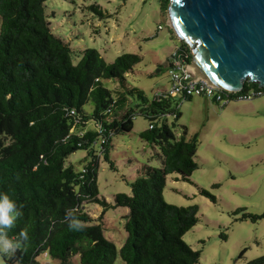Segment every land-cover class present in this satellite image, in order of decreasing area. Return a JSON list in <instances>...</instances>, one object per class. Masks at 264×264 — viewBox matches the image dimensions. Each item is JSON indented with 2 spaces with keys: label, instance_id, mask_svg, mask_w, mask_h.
<instances>
[{
  "label": "trees",
  "instance_id": "1",
  "mask_svg": "<svg viewBox=\"0 0 264 264\" xmlns=\"http://www.w3.org/2000/svg\"><path fill=\"white\" fill-rule=\"evenodd\" d=\"M47 1L0 0V192L23 205L24 215L9 236L25 228L29 232V241L14 257L0 255L4 264H40L43 255L58 264H114L116 248L103 234L107 228L102 216L109 208L128 210L123 217L126 238L118 251L124 264H197L200 251L183 241L198 222L197 207H178L163 199L168 175L188 181L198 169L196 135L186 139L184 132L177 138L175 124L166 121L168 116L180 118L179 102L162 91L148 100L139 89L126 87L125 77L141 62L138 55L124 53L107 63L96 49H72L55 35ZM158 2L160 13L166 14L169 1ZM87 9L104 18L97 5ZM179 42L174 51L191 63L189 47ZM107 80H117L119 86L109 90L103 85ZM247 84L258 87L245 83V88ZM131 97L139 101L131 103ZM88 102L91 114L83 111ZM136 116L151 126L139 138L158 149L161 167H139L132 182L120 175L130 194L117 193L110 205L99 197V160L117 171L110 159L113 138L131 132ZM79 150L87 155L76 171L65 162ZM86 204L101 206L102 214L93 218ZM69 212L83 222V230H69ZM243 217L256 222L264 214ZM248 264H264V255Z\"/></svg>",
  "mask_w": 264,
  "mask_h": 264
},
{
  "label": "rangeland",
  "instance_id": "2",
  "mask_svg": "<svg viewBox=\"0 0 264 264\" xmlns=\"http://www.w3.org/2000/svg\"><path fill=\"white\" fill-rule=\"evenodd\" d=\"M90 5H97L104 18L89 11ZM45 6L48 14L54 13L50 21L55 35L69 41L72 49H96L107 63L124 53L138 55L141 62L125 77L129 89H139L150 100L156 92L170 87L166 61L180 40L168 24L167 12L160 13L158 0H48ZM103 85L109 90L119 86L117 80L104 81ZM174 99L179 102L180 118L175 121L168 116L166 121L170 126L175 124L177 138L184 132L186 139L196 135L198 169L188 181L176 173L168 175L163 199L178 207H197L198 222L183 236L193 251H200L197 264H248L264 255V219L253 222L243 217L264 214V95L230 101L223 107L203 96ZM137 101L129 98L131 103ZM92 110L90 102L83 107L86 114ZM148 126L146 118L136 116L131 132L113 138L110 159L117 171L99 160V197L110 205L117 193L130 194L120 175L132 182L139 167H161L155 156L158 149L139 138ZM87 127L93 126L90 123ZM86 155L84 150L76 151L65 164L80 171ZM84 208L93 218L103 211L95 204ZM127 213L126 208H109L102 216L107 228L104 237L117 251L114 264H124L118 251L126 238L123 217ZM38 261L58 264L44 255ZM0 264H4L1 256Z\"/></svg>",
  "mask_w": 264,
  "mask_h": 264
},
{
  "label": "water",
  "instance_id": "3",
  "mask_svg": "<svg viewBox=\"0 0 264 264\" xmlns=\"http://www.w3.org/2000/svg\"><path fill=\"white\" fill-rule=\"evenodd\" d=\"M168 24L192 66L224 91L264 87V0H168Z\"/></svg>",
  "mask_w": 264,
  "mask_h": 264
},
{
  "label": "built area",
  "instance_id": "4",
  "mask_svg": "<svg viewBox=\"0 0 264 264\" xmlns=\"http://www.w3.org/2000/svg\"><path fill=\"white\" fill-rule=\"evenodd\" d=\"M160 28V27H159ZM190 55L192 56L191 50ZM171 59V68L168 70V78L170 81V87L168 90L162 91L165 97H194L203 96L211 99L221 107L226 106L230 101H245L252 100L264 95V87H250L247 84L241 90L238 91H224L216 86L208 83V81L197 76L192 69V63H184L179 55L174 51ZM151 128V126H149Z\"/></svg>",
  "mask_w": 264,
  "mask_h": 264
},
{
  "label": "clouds",
  "instance_id": "5",
  "mask_svg": "<svg viewBox=\"0 0 264 264\" xmlns=\"http://www.w3.org/2000/svg\"><path fill=\"white\" fill-rule=\"evenodd\" d=\"M22 208L23 205L18 204L7 193L0 192V255L14 257L22 245L29 241L27 228L21 230L16 237H10L8 234V230L24 215ZM66 220L69 230L81 231L85 227L71 212L66 215Z\"/></svg>",
  "mask_w": 264,
  "mask_h": 264
},
{
  "label": "bare ground",
  "instance_id": "6",
  "mask_svg": "<svg viewBox=\"0 0 264 264\" xmlns=\"http://www.w3.org/2000/svg\"><path fill=\"white\" fill-rule=\"evenodd\" d=\"M192 69H193V71L195 72V74H197V76H201V77L204 78V76H202V74H201L196 68H194V67L192 66Z\"/></svg>",
  "mask_w": 264,
  "mask_h": 264
}]
</instances>
